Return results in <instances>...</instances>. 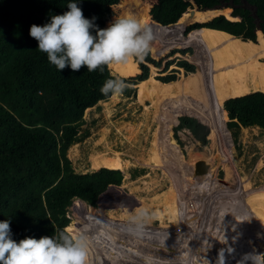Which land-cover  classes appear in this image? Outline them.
Returning a JSON list of instances; mask_svg holds the SVG:
<instances>
[{"label":"trees","instance_id":"trees-1","mask_svg":"<svg viewBox=\"0 0 264 264\" xmlns=\"http://www.w3.org/2000/svg\"><path fill=\"white\" fill-rule=\"evenodd\" d=\"M193 1L201 10L210 11L187 12L193 6L189 0H158L154 6L142 0H78V7L85 13L97 9L100 13L92 10L85 17L95 16L101 29L123 15L141 20L155 33L150 49L155 58L173 49L196 48V73L194 65L180 61L188 76L180 75L177 80L171 74L159 82L155 72L149 76L148 64L159 67L160 63L148 53L140 63L141 74L126 82L141 83L138 99L153 101L157 107L166 100L176 110L190 109V98L221 106L228 99L212 135L225 136L223 125L229 117L226 129L236 143L242 127L264 129V36L256 35L255 19L240 7L242 0H233L232 13L211 10L230 0ZM246 1L257 8L264 33V0ZM69 2L72 0H0V221L10 219L17 242L51 237L65 229L78 232L80 228L69 226L67 217L72 202L79 199L96 207L109 186L123 182L121 165L105 163L98 171L75 173L67 152L89 136V132L80 134L85 111L110 98L100 92L107 79H116L109 67L117 75L133 77L139 72L138 62L130 59L127 64L103 66V71L89 72L86 67L58 71L46 53L37 50L38 42L29 31L33 24L43 26L51 16L69 11ZM187 28L202 29L190 33L188 39ZM130 90L127 85L123 93L129 96ZM253 90L256 92L251 93ZM162 116L163 111L160 120ZM181 124L192 131L199 127L187 117ZM209 141L207 137L206 143ZM251 230L257 240L254 249L264 253V208L252 221Z\"/></svg>","mask_w":264,"mask_h":264},{"label":"rangeland","instance_id":"rangeland-1","mask_svg":"<svg viewBox=\"0 0 264 264\" xmlns=\"http://www.w3.org/2000/svg\"><path fill=\"white\" fill-rule=\"evenodd\" d=\"M142 1L152 6L158 2ZM113 7L114 5L111 6V11ZM89 9L90 11L83 12L84 16L91 15L92 10L94 13L99 12L94 8ZM226 9L232 13V9ZM193 10L198 9L192 6L187 12ZM222 16L225 17L224 15L217 17ZM152 20L158 23L153 17ZM188 29L184 33L189 39L190 33L202 28ZM149 53L160 63L159 67L148 64L149 76L155 72V78L159 82H162L161 78L171 74H175L177 80L180 75L188 76L179 66L180 61L194 65L195 73L198 70L195 61L196 48L192 45L173 49L160 59L155 58L151 51ZM136 61L139 72L135 76L117 75L115 70L108 66L111 75L116 79L125 80L127 84V80L131 81L142 72L140 63L144 59ZM170 62L172 64L167 67ZM208 84L210 86V83ZM127 85L131 89L129 96L123 93L116 98L110 97L85 111L80 134L89 132V136L82 142L72 145L67 152L71 167L77 174L100 170L93 168V160L99 156L120 154L124 163V169L120 170L123 182L120 186L102 193L96 207L79 199L74 200L67 211L69 226L81 228L82 225L89 224L90 232L98 236V242L91 249L92 259H97L93 264H121L126 261L124 257L127 256L128 250L124 251V254L116 250L114 257L113 248L116 245L112 242H117L118 245L119 242H123L124 247L133 246V249L137 248L146 258L148 257L140 263L141 261H134L127 256L130 264H218L221 252L224 264H238L244 254L255 250L257 244L251 230L253 220L245 221L242 209L255 201H261L262 198L260 200L259 198L264 194V129L242 127L235 143L231 133L226 129L228 117L223 125L225 131L223 130L222 135L225 136L219 139L212 133L218 125V115L223 111L224 103L221 106L205 105L190 98L193 102L190 109L183 107L176 110L175 105L168 104L166 100L157 107L153 101L141 102L138 99L140 90L138 86H141V83L133 85L132 82H128ZM253 92L256 91L253 90L251 93ZM157 109L159 114L156 115ZM162 111V120L166 118L165 123L160 120ZM186 117L198 123L197 131H192L187 125L181 124L182 119ZM168 121L171 126L166 132L163 130ZM162 133L166 134L164 136L166 148L161 144ZM171 137L175 141H171ZM207 137L210 140L208 144ZM154 160L158 161L157 164ZM202 161L209 165L206 183L201 181L206 175H196V165ZM105 163L107 162L101 165ZM248 187L254 189L255 195L248 193L251 190ZM210 189L212 192L206 195ZM174 205H177V210L170 213L168 207ZM138 208L158 213L148 225L149 234L141 239H133L125 235L124 227L129 211ZM161 211L166 214L161 215ZM100 213L104 214L101 221L98 220ZM236 227L244 230L245 234H236L235 231L239 232ZM115 229L119 231L118 234ZM65 231L69 232L67 229ZM123 238H126V241ZM107 254L111 255L112 262L107 260Z\"/></svg>","mask_w":264,"mask_h":264},{"label":"clouds","instance_id":"clouds-1","mask_svg":"<svg viewBox=\"0 0 264 264\" xmlns=\"http://www.w3.org/2000/svg\"><path fill=\"white\" fill-rule=\"evenodd\" d=\"M69 11L51 16L43 26L33 24L29 34L38 42L40 52L58 71L70 67L79 71L86 67L91 72L103 66L127 64L130 59L143 60L156 36L150 26L134 16L115 18L106 28L96 25V17L85 18L78 0L67 4ZM127 84L120 79H107L100 92L116 98ZM155 213L146 208L129 211L125 225L127 235L141 239L149 234L148 225ZM10 219L0 221V264H93L91 249L98 236L84 224L76 233L60 230L53 236L39 239H13ZM218 264H224L223 252ZM238 264H264V253H246Z\"/></svg>","mask_w":264,"mask_h":264},{"label":"bare ground","instance_id":"bare-ground-1","mask_svg":"<svg viewBox=\"0 0 264 264\" xmlns=\"http://www.w3.org/2000/svg\"><path fill=\"white\" fill-rule=\"evenodd\" d=\"M226 100H228V99H226ZM226 100H224V102L226 101ZM223 102V103H224ZM161 124V123H160ZM165 128V127H164ZM163 130V129H162ZM158 131V130H157ZM163 131H165V129L163 130ZM164 133V132H163ZM162 133V134H163ZM166 134H163L162 135V140H163V142L161 143L162 144V147L163 148H166L165 146L166 145H164L165 144V142H164V136H165ZM160 137V136H159ZM162 149V148H161ZM160 149V150H161ZM164 150V149H163ZM175 150V149H174ZM169 157V156H168ZM156 158H158V157H156ZM163 158V157H162ZM171 158H173V153H172V156H171ZM176 160V159H175ZM179 160V159H178ZM177 160V161H178ZM164 161V160H163ZM180 161V160H179ZM104 162H107V163H111V164H118V165H121V166H123L124 167V163H123V161H122V159H121V156H120V154H115V155H113V156H108V155H104V156H99V157H97V158H95L94 160H93V168L94 169H99L100 168V166H101V163H104ZM154 162L157 164V162L154 160ZM181 162V161H180ZM103 165V164H102ZM208 172H205L204 173V175H206L205 177H202L201 178V181L202 182H204V183H206L207 182V178H208V176H209V173L207 174ZM200 177V176H199ZM227 178V177H226ZM217 187H219V186H217ZM249 189H251L248 193L249 194H252V195H255V193L253 194V191H254V189H252L251 187H248ZM206 191V190H205ZM222 191L224 192V190L222 189ZM207 192L208 193H206V195L207 194H209V193H211L212 192V189H210V190H207ZM204 194H205V192H204ZM177 195V194H176ZM249 197V199H250V196H248ZM260 197V196H259ZM177 198V197H176ZM262 198V202L261 201H259V202H257V201H255L254 203H251L250 205H248L246 208H244V209H242L243 210V215L245 214V217H246V219H245V221L246 220H254V219H256L257 218V215H258V213L262 210V208H263V203H264V194L263 195H261V197L259 198V200ZM218 200H219V198H218ZM241 200H243V199H241ZM240 201V200H239ZM246 202V201H245ZM177 204V203H176ZM220 204V203H219ZM219 204H218V206H219ZM222 206V205H221ZM245 207V206H244ZM170 210H171V212L170 213H175L176 212V210H177V205H174V206H169L168 207ZM104 212V211H103ZM152 212H154V211H152ZM155 213V216H157V213L158 212H154ZM180 213V212H179ZM123 214V213H122ZM161 215H163V214H166V213H164L163 211H161V213H160ZM232 214V213H231ZM230 214V215H231ZM98 215V214H97ZM173 217L175 216V214H173L172 215ZM103 217H104V214L102 213H100L99 215H98V220L99 221H101L102 219H103ZM78 218H80V217H78ZM108 219H105V221H107ZM115 220V219H114ZM237 220H240L239 218H237ZM117 221H119V220H117ZM121 221V220H120ZM109 222V221H108ZM104 223V222H103ZM108 225V224H107ZM125 228V227H124ZM107 229V228H106ZM114 229V228H113ZM236 229H239V227H236ZM116 230V229H115ZM120 231H122L121 230V228H120ZM239 232H236L235 231V233L236 234H239V233H242V235H244L245 234V232H244V230H242L241 228L238 230ZM118 230H116V233L118 234ZM124 232H125V235H127V233H126V231H125V229H124ZM121 233V232H120ZM121 235H122V233H121ZM241 235V234H240ZM241 235V236H242ZM239 236V235H238ZM111 237V236H110ZM129 237V236H128ZM213 237V236H212ZM219 238V237H218ZM248 238L250 239L251 238V236L249 237L248 236ZM124 239V241H126V238H123ZM122 240V239H121ZM203 240V239H202ZM101 241V240H100ZM116 241V240H115ZM131 242H133V241H131ZM196 242V241H195ZM110 243V242H109ZM114 245H116V247H120V249H117L116 247H114L113 249H115L114 251V257H115V254H116V250H119V252L118 253H120V254H124V251H127V256H129V258L130 259H134V261H141L140 263H142L143 261H145V260H147V258H146V256L144 255V253L142 252V251H139L137 248H134L133 249V246L132 247H129V246H126V247H124L125 245H124V243L123 242H119V244L120 245H118V244H116L117 242H112ZM135 243V242H134ZM127 244V243H126ZM215 244H216V242H215ZM142 250H145V249H143L142 248ZM147 254V253H146ZM124 257L125 258V260L126 261H124V262H121V264H125L126 262L127 263H131V262H129L128 261V257ZM150 256V255H149ZM183 256V255H182ZM106 258H107V260H109V262H112V258H111V255L110 254H107V256H106ZM141 259H143V260H141ZM122 260H123V258H122ZM134 263V262H133ZM134 264H138V263H134Z\"/></svg>","mask_w":264,"mask_h":264},{"label":"water","instance_id":"water-1","mask_svg":"<svg viewBox=\"0 0 264 264\" xmlns=\"http://www.w3.org/2000/svg\"><path fill=\"white\" fill-rule=\"evenodd\" d=\"M189 1H191L193 6L196 9H198V11H199L200 8L194 3V1L193 0H189ZM233 7H234L233 0H230L228 3H223L222 5L217 6L214 9H211V10H219L221 8H224V9L230 8L233 11ZM240 7H242L243 9L249 10L251 12L252 17L255 19V23H256V31L255 32H256V35H258V33H262L263 36H264V33L262 32V28H261V20L259 19L258 15H257V8L255 6H253V5H250L246 0H242V4L240 5ZM208 11H210V10H208ZM173 82H175V81H173ZM208 168H209V165L207 163H205L203 161L198 163L196 165V175L197 176L198 175H204V173L207 172ZM116 187L117 186L111 185V186L108 187V189H112V188H116ZM102 195L103 194H101L98 199H100L102 197ZM262 249H264V246L262 247Z\"/></svg>","mask_w":264,"mask_h":264}]
</instances>
